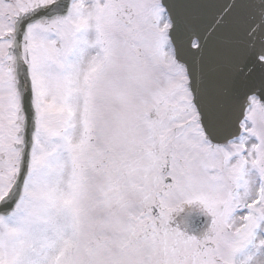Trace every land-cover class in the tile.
Returning a JSON list of instances; mask_svg holds the SVG:
<instances>
[{"label": "snow or ice", "instance_id": "obj_1", "mask_svg": "<svg viewBox=\"0 0 264 264\" xmlns=\"http://www.w3.org/2000/svg\"><path fill=\"white\" fill-rule=\"evenodd\" d=\"M261 233L264 0H0V264H264Z\"/></svg>", "mask_w": 264, "mask_h": 264}]
</instances>
